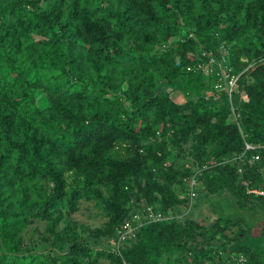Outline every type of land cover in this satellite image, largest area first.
Returning a JSON list of instances; mask_svg holds the SVG:
<instances>
[{"label":"trees","instance_id":"trees-1","mask_svg":"<svg viewBox=\"0 0 264 264\" xmlns=\"http://www.w3.org/2000/svg\"><path fill=\"white\" fill-rule=\"evenodd\" d=\"M220 47L230 94L216 64L187 70ZM245 143L264 145V0H0V264H264V216L226 210L264 212ZM147 205L164 218L121 238Z\"/></svg>","mask_w":264,"mask_h":264},{"label":"built area","instance_id":"built-area-1","mask_svg":"<svg viewBox=\"0 0 264 264\" xmlns=\"http://www.w3.org/2000/svg\"><path fill=\"white\" fill-rule=\"evenodd\" d=\"M217 58L216 57H210L209 61L207 63H205V62L195 63L194 67L188 66L187 70L199 69V70L203 71L204 73L208 74V73H211L213 71V68H214L213 65L216 64L217 67H219V69L221 70V75H219V77H220L219 80L221 82L219 81L218 83H216L214 85V88L219 90L220 88H222V85L224 84V85H226L225 86L226 91L228 92V94H230L231 90L237 86L238 76L230 74V72H229L230 69L224 65L227 58H226V54H225V49L223 47H220L219 55ZM261 147L264 148V145H252L249 143H245L244 152L251 151L254 149H258ZM240 158L243 159V157H241V156H240ZM258 159H259L258 153H254L250 158H248L246 160V163L248 165H252ZM238 171L241 172L242 168H239ZM188 185H189L188 196H189V199L191 201L195 197V187L197 185L195 178H192L189 181ZM247 192L250 194H253L255 196H260V197L264 198V185L263 186L262 185L257 186V187H250V188H248ZM163 218H164V216L162 215L161 212L155 211L151 206L147 205L142 209L141 214H139V213L133 214V220H135L137 222L136 225H133L131 222H126L123 225L124 234L121 236V238H124L125 234L131 233L134 230V227L141 225L143 220L159 221V220H162ZM245 261H246V258L243 255H239L237 257H231V259L226 260L225 262H212L211 264H243Z\"/></svg>","mask_w":264,"mask_h":264},{"label":"rangeland","instance_id":"rangeland-1","mask_svg":"<svg viewBox=\"0 0 264 264\" xmlns=\"http://www.w3.org/2000/svg\"><path fill=\"white\" fill-rule=\"evenodd\" d=\"M226 210H227V213L231 212V214L235 215L236 217H245V218L249 219L247 221L250 225H252V218H251V216H249L252 213L249 212L248 210H246V209L240 210V209L236 208L235 206H230V205L227 207ZM202 211L208 217L214 216V214L212 212H210L209 210H207V208H205V207L202 208ZM73 216L76 218L77 221H79L80 223H83L89 227L99 225L103 220V216L98 214L97 207L94 206L93 204H89L86 202L80 204L79 210L76 213H74ZM257 216H259L260 219H262V216H260V215H257ZM259 226L264 227L263 220L259 224ZM260 227L258 228V230L260 229Z\"/></svg>","mask_w":264,"mask_h":264},{"label":"crops","instance_id":"crops-1","mask_svg":"<svg viewBox=\"0 0 264 264\" xmlns=\"http://www.w3.org/2000/svg\"><path fill=\"white\" fill-rule=\"evenodd\" d=\"M261 213V214H260ZM260 213L257 211V210H252V219L254 220L256 218L257 215H260V216H264V212H261ZM264 219V218H263Z\"/></svg>","mask_w":264,"mask_h":264}]
</instances>
